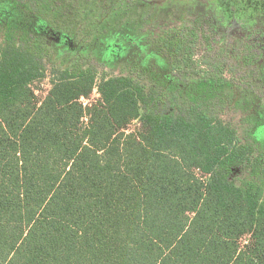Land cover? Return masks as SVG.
<instances>
[{"label":"trees","instance_id":"1","mask_svg":"<svg viewBox=\"0 0 264 264\" xmlns=\"http://www.w3.org/2000/svg\"><path fill=\"white\" fill-rule=\"evenodd\" d=\"M0 2V264H264L258 43L194 21L107 72L27 23L79 36L75 1Z\"/></svg>","mask_w":264,"mask_h":264},{"label":"rangeland","instance_id":"2","mask_svg":"<svg viewBox=\"0 0 264 264\" xmlns=\"http://www.w3.org/2000/svg\"><path fill=\"white\" fill-rule=\"evenodd\" d=\"M155 2L159 3L155 4ZM108 5L112 6L114 4L109 0ZM115 5H118L117 8L115 6L110 8V11H113L109 15V17L111 16L112 25H120L123 22L127 23L128 27L125 25L123 30L125 29L124 32L132 37L129 38L131 41H128L131 48L135 45L140 48L136 50L135 54H132L126 40L125 42L123 41L125 51L121 53L122 56L118 57L119 54H117V56L111 57L113 53L98 51V48L102 47L105 42H101V44L96 43L91 52L92 58L99 63L100 69L105 67L104 69L107 72L109 71L108 66L115 64V62L132 65L138 60H151V56L143 57L141 54L147 50L150 53L152 52L155 42L161 33L192 21L200 13L209 14L198 15L207 20L208 25L213 20L216 22V25L222 26V22H225V19L236 18L239 20L238 25H241L242 29L249 31L248 36L252 40H257L256 42L263 44L264 47V25L259 24L264 18V0H121V2L116 0ZM96 12L104 13L105 10L101 11L97 9ZM221 14H225L227 18ZM38 26L41 27L39 23ZM233 27L234 25H229L227 30L236 35L240 34L239 28L237 27L238 30H236ZM37 30L45 38V43L49 50L56 54L55 62L71 59L73 53L76 51L74 44L64 40L61 42L57 39L56 35H47L46 29L38 28ZM108 33L113 35L112 30ZM109 40L111 45L113 38L110 37ZM107 49L109 50L110 46ZM35 87V93L38 98H43L50 87L48 79L37 83ZM98 100V90L95 87L91 94L86 99H82L81 102L86 106ZM260 106L258 104L257 108ZM135 128V124H130L127 127V131L130 132ZM246 240L247 238H243L241 243L244 244Z\"/></svg>","mask_w":264,"mask_h":264},{"label":"flooded vegetation","instance_id":"3","mask_svg":"<svg viewBox=\"0 0 264 264\" xmlns=\"http://www.w3.org/2000/svg\"><path fill=\"white\" fill-rule=\"evenodd\" d=\"M73 1H75L77 11L79 10L78 12L81 13V15L78 18L80 20L81 19L83 20V22L81 24L87 25L89 22L93 23V26L90 28L89 31H86L85 33H82L79 36H75V37L67 36V35L63 34L62 32L55 31L52 28L47 27L45 25L43 26L42 23L36 19H34V21L33 20L28 21L27 23L31 27L35 28V31L39 34V36L44 41H45V38H43L41 36V33L39 32V30H37L38 28L46 29L47 35L48 34L49 35L50 34L56 35L57 39L61 42L64 40L66 42L74 44L76 51H75V53H73L71 59H73L76 55H87L88 57L92 58L91 52H92L95 44L96 43L101 44V42H105V43L102 47L98 48V51L109 52L111 54L113 53L111 55V57L117 56V54H119L118 57L122 56L121 53H123V51H125V48H123V47H124V42L126 40H127V46L129 47V50H131L130 52L132 54H135L136 50H138L140 48L137 45H135L133 48H131L130 43L128 41H131V40H129V38H132V37L124 32L125 29L123 30L125 25L128 27L127 23L123 22L120 25H118V24L112 25V21L110 18L111 16L109 17V15H110V13L112 14L113 11H110V8H112L113 6H115V8H117L118 5H115L116 0H111L114 4L112 6L108 5L109 0H101V1L100 0H73ZM119 1L121 2V0H119ZM158 3L159 2H155V4H158ZM97 9H100L101 11L105 10V12L104 13L96 12ZM83 10H85V11H83ZM89 10H90V12H88ZM13 12H14V10L10 4L0 2V15H1L0 22L1 21H6V22L9 21L10 17H12ZM202 14H208V13H200L198 15H202ZM198 15L195 18H193L192 21L183 23L179 26H175V27L171 28L170 30L165 31L161 34H165V33L169 32L172 29L177 28V27H183V26L189 25L194 21H200L201 24L203 25V29L205 31H208L210 34H212L214 36V39H213V42L215 40L214 46L216 45L218 48H221L226 43L234 41V40H242V41L249 40V41L258 43L263 50V56H262L260 64L262 67H264V64H263V61H264L263 44L256 42L257 40L256 41L252 40L248 36L249 31H247V29H242L241 25L240 26L238 25L239 20H237L236 18L235 19L227 18L225 14L224 15L221 14L222 16H225V18H227V19H225V22H222V24H223L222 26L216 25V22L213 20L209 23L210 25H208L207 20H205L203 17H199ZM221 15H220V17H221ZM262 20L264 21V18ZM263 21H261L259 24L264 25ZM38 23L41 25V27L38 26ZM229 25L230 26L234 25L233 28L236 30H238L237 29V27H238L239 28L238 31L240 34L236 35V34L231 33L230 31H228L227 28L229 27ZM110 30H112L113 35H110L108 33ZM118 36H120V37H118ZM110 37L113 38V43H111V45H110V40H109ZM134 43H136V42H134ZM108 46H110L109 50L107 49ZM53 54H55V53H53ZM201 54H202V52L198 51L196 56L199 57ZM141 55L143 57L144 56L153 57L154 54H153V50L151 53H150V51L148 52V50H147L146 52L142 53ZM71 59H69V60H71ZM92 60L95 61L96 64L99 66V63L95 59L92 58ZM148 61L149 60H144V62H148ZM120 63L122 64V62H120ZM99 69H100V67H99ZM258 111L259 110H257V108H256L255 112L258 113Z\"/></svg>","mask_w":264,"mask_h":264}]
</instances>
